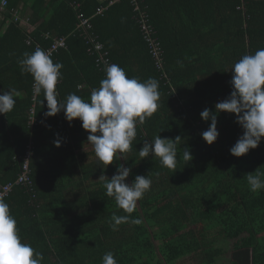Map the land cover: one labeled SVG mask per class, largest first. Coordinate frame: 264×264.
I'll return each instance as SVG.
<instances>
[{"label":"trees","instance_id":"1","mask_svg":"<svg viewBox=\"0 0 264 264\" xmlns=\"http://www.w3.org/2000/svg\"><path fill=\"white\" fill-rule=\"evenodd\" d=\"M77 1L84 3L81 13L91 20L89 35L104 46L115 64L129 77L159 82V108L137 128L131 151L123 154L125 160L114 161L110 169L94 174L90 164L83 166L88 155L78 154L79 141L66 145L74 157L67 159L63 169L51 164L45 170L32 163L37 193L30 197L16 187L3 199L22 240L43 254L42 264H102L109 251L118 264H178L186 257H194L198 264H264V190L252 193L246 180L249 173H264V138L256 149L234 157L230 148L243 134L235 114L219 113V136L212 145L201 137L210 121L200 117L205 108L215 111L214 105L229 96L232 65L264 47V0H137L161 44L168 80L156 69L131 0ZM111 1L115 3L110 5ZM100 5L108 8L97 15ZM46 11L50 17L33 33L36 43L46 50L52 40H46L45 33H54L67 38L68 45L67 51L60 50L52 58L63 65L58 99L64 100L65 85L79 83L82 75L86 87H99L103 76L87 52L86 33L77 30V13L62 0H42L34 8V23L36 15L44 17ZM26 76L30 78L20 88L28 94L24 110L29 114L22 126L28 124L33 105V79ZM37 99L39 122L48 109L42 94ZM158 134L182 138L175 173L154 157H139L144 141ZM183 147L190 149L192 161L182 159ZM7 157L0 162V184L14 182L24 164L13 161L15 167L6 169ZM118 164L131 168L126 183L142 175L152 185L131 214L142 223H124L114 231L112 215L125 213L105 195L103 175L111 179ZM78 173L90 177L88 185L89 179L77 180ZM228 250L230 257L223 259Z\"/></svg>","mask_w":264,"mask_h":264},{"label":"clouds","instance_id":"2","mask_svg":"<svg viewBox=\"0 0 264 264\" xmlns=\"http://www.w3.org/2000/svg\"><path fill=\"white\" fill-rule=\"evenodd\" d=\"M3 2L0 0V3ZM17 63L21 73L33 79L34 98L43 95L42 103L46 101L48 109L44 113L45 117L63 112L70 126L75 119L81 121L82 128L88 132L87 142L94 150L97 165L103 169L131 151L137 126L143 125L159 108V82L151 77L144 81L129 77L115 63L105 66V77L99 87L91 90L88 101L76 93L68 94L64 100L58 99L56 88L62 79L63 65L54 62L46 50L38 47L31 53L25 52ZM229 71L232 74L229 96L214 105L215 111L205 108L200 113L203 121H210L201 137L208 145H212L219 136V113L235 114L236 123L243 129V134L230 148V154L239 158L256 149L264 138V47L254 54L243 55ZM18 95L14 88L0 94V115L14 109ZM181 139L179 136L174 140L162 138L158 134L151 141H144L138 151L139 157L141 160L154 157L162 167L175 173ZM54 144L60 146L58 140ZM182 159L185 162L192 161L189 148H182ZM130 174V167L118 164L117 172L111 179L103 175L105 195L114 199L116 206L125 213L112 215L110 227L114 231L124 223H142L139 218H132L131 214L136 210L137 202L150 191L152 180L148 176L137 175L128 184L125 181ZM246 180L252 193L264 190V173H249ZM43 259L41 252L22 240L9 204L0 199V264H42ZM102 264L118 262L109 251L102 257Z\"/></svg>","mask_w":264,"mask_h":264},{"label":"crops","instance_id":"3","mask_svg":"<svg viewBox=\"0 0 264 264\" xmlns=\"http://www.w3.org/2000/svg\"><path fill=\"white\" fill-rule=\"evenodd\" d=\"M41 1L42 0H4L3 3L6 4L5 6H3V3H0V94H3L4 91H8L10 88L16 89L19 93V95L16 97L14 109L5 115H0V162L4 156H8L7 159L9 158L10 160L6 166V169L15 167L13 161L17 163L22 160V162L25 163V160L28 156L30 165L35 162L40 165L42 169L48 170L49 168H52L51 164H54V169H63L67 159L74 157L71 151L66 148V145H74L75 141H79L78 154L85 156L86 154L88 155V161L86 160L83 166L89 165V161L93 163L97 162L94 155V150L87 142L88 132L82 128L81 121L79 119L73 120L70 126L69 122L65 119L64 113L61 112L52 117L43 116L41 121H37L36 110L38 96L34 98V93L32 99L33 105L30 109L29 122L28 124L26 123V125L22 126V121L24 120V117L29 114V111L27 113L24 110L26 105L25 101L28 94L25 89H21L20 87L25 85L27 78L30 77L21 73L17 61L23 57L25 52L31 53L38 47L42 48V45H39L40 43H36V40L33 38V33L38 29L39 26H41V24L44 23L45 19L50 17V13L46 11L43 15L44 17L41 15H36L37 22L34 23V8L40 4ZM62 1L66 2V4L71 9H73L75 14L81 12V9L84 6L83 2H79L77 0ZM99 1L101 2L100 4H102L106 0ZM99 8L106 9L108 8V5L106 7H102L100 5L97 10ZM14 24L16 26H13ZM24 35L26 36V40H24ZM47 35H49V37H47ZM45 36L46 37H43L46 40H52L51 46L54 44L56 39L58 40L59 38H62L61 36H58L54 33H45ZM30 40L32 41L31 44L29 43ZM31 47H34V49ZM60 50L67 51L68 45L67 48H62ZM89 56L95 59L94 56L90 54ZM97 70L104 78V71L99 67ZM80 78L81 81L76 84L74 83L73 86L71 84L65 85V98L70 93H76L84 100H90L92 89L88 87L91 86L86 87L87 83L84 81L83 75ZM60 80L58 84L60 83ZM75 86L76 90L73 89ZM169 88L170 91H172L171 94H173L174 88L171 86H169ZM16 124L22 127L17 130L14 127L17 126ZM141 127L142 125L137 126V128ZM57 140L60 142L59 147H56L54 144V141ZM64 143L66 144L63 146ZM110 167L111 166L109 165L106 170L108 168L110 169ZM31 168L32 166L30 167V170ZM100 170L105 171V169L99 167L96 163L93 169L94 174ZM32 175L33 172H31V179L34 183L37 193L36 184L32 178ZM79 177H82L80 179H83V177L84 179H89L86 182L87 185L91 180L89 176H85L83 173H78L77 180ZM20 188L26 192L24 188Z\"/></svg>","mask_w":264,"mask_h":264},{"label":"built area","instance_id":"4","mask_svg":"<svg viewBox=\"0 0 264 264\" xmlns=\"http://www.w3.org/2000/svg\"><path fill=\"white\" fill-rule=\"evenodd\" d=\"M133 4H135V11L138 12L140 22L142 24V28L146 34L145 40L149 44L151 49L152 58L154 60L156 69L161 73L162 79L168 80V74L166 73L165 63L162 56L161 44L157 39L153 37L152 27L148 25L147 14L141 10L139 4H137V0H131ZM115 1H111L110 5H113ZM6 4L3 3V6ZM105 8H99L97 10V15H101L104 13ZM78 16V24L77 30L83 33H86L88 40L90 41V45L88 47V53L95 57L97 66L104 71V68L108 64L114 63L109 56V53L105 50L104 46L98 42L95 38L89 35V30L92 29V24L90 18H86L85 15L81 12L77 13ZM49 37V35H47ZM31 44L32 41L30 40ZM67 48V38H59L56 39L54 44L47 48L46 51L51 58L54 57V54H57L60 49ZM169 83V81H167ZM16 187H22L26 190V192L30 195V197L34 196L35 187L34 183L31 179V170H30V160L29 156L26 158L25 163L23 164L21 174L18 178L11 183L8 184H0V199H4L13 192Z\"/></svg>","mask_w":264,"mask_h":264},{"label":"rangeland","instance_id":"5","mask_svg":"<svg viewBox=\"0 0 264 264\" xmlns=\"http://www.w3.org/2000/svg\"><path fill=\"white\" fill-rule=\"evenodd\" d=\"M89 162H90V165L94 169V167H95L97 162L96 163H93L91 161H89ZM195 228L198 230V229H200V226L198 227V225H197ZM210 238L216 240V243L218 245H224V244L221 243V239H218L215 236H210ZM229 252H230V250L226 251L227 255L223 256V259H228L230 257V253ZM198 263H199V260L198 261L195 260L194 257H186V258H184V259H182L181 261L178 262V264H198Z\"/></svg>","mask_w":264,"mask_h":264}]
</instances>
